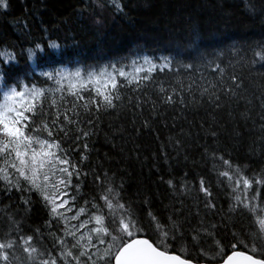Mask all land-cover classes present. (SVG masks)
I'll return each mask as SVG.
<instances>
[{"label":"snow or ice","instance_id":"6c2138e0","mask_svg":"<svg viewBox=\"0 0 264 264\" xmlns=\"http://www.w3.org/2000/svg\"><path fill=\"white\" fill-rule=\"evenodd\" d=\"M91 2L100 9L111 8L117 15H128L124 0ZM243 3L250 15L264 16V0L260 8L254 0ZM9 7V0H0V14L6 15ZM103 23L102 16L93 20L96 27ZM182 31L180 42L195 54L189 62L143 55L124 63L127 58L118 57L98 70L37 72L43 67L37 62V53L49 55L55 63L63 62L64 52H47L62 47L51 39L46 44L44 39L33 41L27 48L21 45L19 53L14 46L4 45L5 50L0 51V194L21 193V202L30 211L36 193L48 218L42 226L25 232L23 218L5 212L8 226L0 228V264H264V169L249 175L247 165L233 164L223 153L213 151L211 171L217 175V188L228 190L227 209L217 208L212 185L201 175L198 190L185 178L179 185L181 194L194 193L195 212L181 200L178 205H164L163 214L153 208L147 193L142 199L139 192L135 199L127 197L124 181L117 183L115 173L110 177L95 167L86 170L92 151L89 139L101 112L126 109L135 117L139 110L142 117L145 106L151 104V118H143V129H151L150 119L161 114L163 105L179 104L183 109L207 103L214 111L227 107L233 117V104L244 103L240 117L245 121L252 118L253 98L243 73L251 76L257 66L264 68V39L233 45L232 58L223 64L202 54L212 33L198 16L187 14ZM202 68L210 70V78L195 75ZM180 69L189 74L187 84L179 79L167 82V87L163 80L157 83V73L179 76ZM260 75L264 77V73ZM149 86L155 87L158 100L145 92ZM122 89L134 94L126 102ZM255 100L261 123L252 129L259 135L250 150L255 147L264 152V91ZM210 135L216 137L217 133L211 131ZM77 152L78 160L74 158ZM89 176L96 191L85 199L81 185ZM160 181L177 192L174 179L165 181L161 176ZM237 217L247 224L238 227Z\"/></svg>","mask_w":264,"mask_h":264},{"label":"trees","instance_id":"16d2710c","mask_svg":"<svg viewBox=\"0 0 264 264\" xmlns=\"http://www.w3.org/2000/svg\"><path fill=\"white\" fill-rule=\"evenodd\" d=\"M254 2L257 8L261 7V0ZM9 3L7 14H0V51L8 45L10 48L14 46L19 53L21 45L27 48L33 41L41 39L45 44L51 39L62 45L59 50L47 49L49 54L64 52L62 63L53 62L45 53H37V62L43 64L37 72L54 69L74 71L76 68L98 70L115 58L126 57L124 63H129L143 55L157 60L162 56H173L189 62L195 54L179 40L184 35V17L189 13L198 16L206 30L212 33L201 50L208 59L227 64L233 56V45L264 39V16L250 15L245 11L243 0H124L127 16L117 15L108 7L100 9L91 0H9ZM98 16H102L104 21L100 27L93 24ZM21 66H24L23 59ZM201 73L211 77L209 69L202 68L195 75L198 77ZM255 73L251 76L247 71L243 73L248 77L245 87L254 104L252 118L247 121L240 117L246 107L244 103L239 106L233 104V117H229L227 107L214 111L207 103L203 106L189 104L183 109L179 104L163 105L159 108L161 114L150 119L151 129L142 128L143 118H151V104L145 106L142 117L139 110H135V117L133 111L126 109L101 112L96 120L95 134L89 139L92 151L86 170L95 167L101 172L107 171L110 177L115 173L117 183L123 179L127 197L135 199L139 192L142 199L147 193L152 198L153 208L162 214L164 205H178L181 200L195 212L194 193L181 194L179 185L181 178H185L190 185L195 183L198 190L202 175L212 185L217 196V208L227 209L228 190L217 188V175L211 171V153L217 151L226 159L230 158L233 164L247 165L249 175L264 169V152L257 151L255 147L250 150V145L259 135L252 129L261 123L259 102L255 96L264 91V77L260 75L264 68L257 66ZM188 75L183 69L179 70V76L166 71L157 73L156 81H165L166 87L167 82L176 79L187 84ZM121 91L125 102L128 95H134L128 89ZM145 92L153 100H158L154 86H149ZM185 98L191 99L187 93ZM211 131H215L217 136H211ZM177 140L180 141L179 146ZM205 149L208 150L207 155ZM74 158L79 159L78 152ZM185 172L187 177H184ZM161 176L165 181L174 179L177 185L175 194L160 181ZM71 191L75 193V189ZM95 191L89 176L81 185V194L86 199ZM20 197L21 193L15 191L9 196L0 194V228L6 230L8 226L5 212L14 213L17 219L23 218L25 232L42 226L48 218L47 210L36 193L32 194L30 211L25 209ZM78 203L82 204L83 199L78 197ZM240 223L247 224V220L237 217L238 227Z\"/></svg>","mask_w":264,"mask_h":264}]
</instances>
